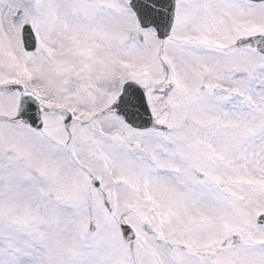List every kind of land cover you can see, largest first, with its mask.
Returning <instances> with one entry per match:
<instances>
[{"label":"snow or ice","instance_id":"1","mask_svg":"<svg viewBox=\"0 0 264 264\" xmlns=\"http://www.w3.org/2000/svg\"><path fill=\"white\" fill-rule=\"evenodd\" d=\"M0 264H264V0H0Z\"/></svg>","mask_w":264,"mask_h":264}]
</instances>
